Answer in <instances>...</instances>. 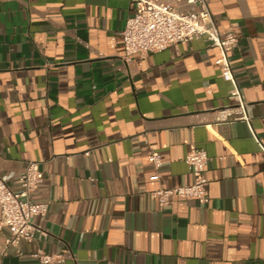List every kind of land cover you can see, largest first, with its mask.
<instances>
[{"label":"crops","instance_id":"crops-1","mask_svg":"<svg viewBox=\"0 0 264 264\" xmlns=\"http://www.w3.org/2000/svg\"><path fill=\"white\" fill-rule=\"evenodd\" d=\"M136 1L0 0V179L18 191L37 162L31 199L47 204L46 236L5 247L0 231V264H41L37 251L65 256L48 264H264V0L208 2L238 37L248 122L216 121L239 110L201 39L123 62ZM193 149L208 158V204L159 206L151 192L193 183Z\"/></svg>","mask_w":264,"mask_h":264},{"label":"built area","instance_id":"built-area-1","mask_svg":"<svg viewBox=\"0 0 264 264\" xmlns=\"http://www.w3.org/2000/svg\"><path fill=\"white\" fill-rule=\"evenodd\" d=\"M208 2L209 0H183L182 4H177L162 0H137L121 32L123 46L121 59L128 64L134 55L159 53L173 45L201 39L208 48L218 49L219 56L214 64L220 69L222 80L232 83L233 87L227 99L235 102L239 110L238 115L232 112V107L217 110L216 121L248 122L229 62V53L237 44L238 37L233 29L226 33L219 31L213 21ZM147 160L156 169L161 165L160 155L153 151L148 152ZM207 161V155L203 150L193 149L184 158L194 177L193 183L151 192V198L156 199L161 207L168 205L173 197H183L200 205H207L208 180L204 174ZM159 177L156 174L150 179L157 180ZM42 181L43 173L37 162L27 164L20 177L18 191H12L0 179V231L8 230V236L4 239L5 247H16L22 241L31 242L36 234L46 236L41 224L36 223V219L42 221L47 212V204L36 203L31 199V195ZM32 256L41 264L62 262L65 259L63 254L49 255L41 251Z\"/></svg>","mask_w":264,"mask_h":264}]
</instances>
